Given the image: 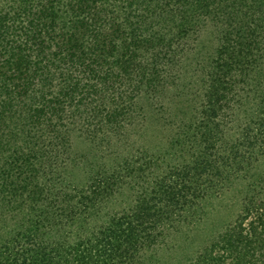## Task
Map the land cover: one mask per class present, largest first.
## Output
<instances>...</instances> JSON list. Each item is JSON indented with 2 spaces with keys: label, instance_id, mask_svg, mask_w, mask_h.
<instances>
[{
  "label": "trees",
  "instance_id": "16d2710c",
  "mask_svg": "<svg viewBox=\"0 0 264 264\" xmlns=\"http://www.w3.org/2000/svg\"><path fill=\"white\" fill-rule=\"evenodd\" d=\"M0 264H264V0H0Z\"/></svg>",
  "mask_w": 264,
  "mask_h": 264
},
{
  "label": "rangeland",
  "instance_id": "374dc122",
  "mask_svg": "<svg viewBox=\"0 0 264 264\" xmlns=\"http://www.w3.org/2000/svg\"><path fill=\"white\" fill-rule=\"evenodd\" d=\"M79 150V149H78ZM80 152H84V150L80 151ZM78 250L80 251L81 253V250H82V247L79 246Z\"/></svg>",
  "mask_w": 264,
  "mask_h": 264
}]
</instances>
